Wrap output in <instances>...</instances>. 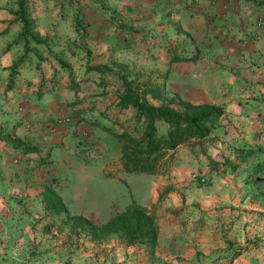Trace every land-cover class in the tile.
<instances>
[{
    "label": "crops",
    "instance_id": "0c3cea01",
    "mask_svg": "<svg viewBox=\"0 0 264 264\" xmlns=\"http://www.w3.org/2000/svg\"><path fill=\"white\" fill-rule=\"evenodd\" d=\"M16 10L0 0V238L44 221L50 186L69 216L94 223L141 206L156 244L126 245L116 234L81 243L54 230L44 232L57 238L47 255L67 251L68 264H195V245L208 248V238L196 242L182 228L184 207L172 200L180 185L123 170L117 136L133 112L117 105L120 77L219 107V122L242 134L264 112V0H30V38L20 20L6 21ZM131 178H147L146 191ZM167 184L175 192L159 198Z\"/></svg>",
    "mask_w": 264,
    "mask_h": 264
},
{
    "label": "rangeland",
    "instance_id": "374dc122",
    "mask_svg": "<svg viewBox=\"0 0 264 264\" xmlns=\"http://www.w3.org/2000/svg\"><path fill=\"white\" fill-rule=\"evenodd\" d=\"M29 1L2 0V4L9 6L15 3L17 6L15 13L6 15L9 23L21 18L18 17V4L22 5L26 25L22 27L21 34L30 38L34 21L26 11ZM10 67L15 70V62ZM159 97L165 102L172 98L184 101L175 94L159 92ZM153 102L156 101L150 100L151 104ZM219 118L209 126L206 137L189 138L175 150L162 149L147 156L145 164L150 165L151 172L144 174L166 176L167 182L180 185L178 195L172 200L176 198V203L184 207L178 208L179 212H184L182 228L196 233V242L204 243L208 238V248L195 245V264H264V176L253 175L254 166L261 158L258 147L264 150V112L257 125L246 130L242 127L241 136L232 131L236 127L232 126L230 131V127L221 124ZM155 128L158 135L167 131L166 124L164 127L155 123ZM143 129L144 122L132 117L127 133L123 134L137 139ZM117 137L116 146L118 144L121 153L124 149L130 153L133 148L119 135ZM145 157L144 154L140 156ZM192 175L196 176L194 180ZM200 178L204 181H198ZM137 179L140 178H131L130 184L136 188L140 186L141 193L145 192L147 178H141L143 182L140 184ZM172 192H175L172 184H167L160 191L159 198ZM43 220L41 223L40 220L18 223L15 228L20 237L0 238V264H68L70 253L67 251L61 255H47L46 242H55L57 238L56 234L44 236V232L48 234L57 230L64 232L67 240L72 237L81 243L88 242L86 233L74 229L63 213L56 215L48 210Z\"/></svg>",
    "mask_w": 264,
    "mask_h": 264
},
{
    "label": "trees",
    "instance_id": "16d2710c",
    "mask_svg": "<svg viewBox=\"0 0 264 264\" xmlns=\"http://www.w3.org/2000/svg\"><path fill=\"white\" fill-rule=\"evenodd\" d=\"M19 20L25 27L22 5L18 4ZM121 91L118 93V107L131 108L133 117L144 122V129L137 139L128 134H121L123 139L133 149L130 153L123 150L121 155L122 167L128 173L151 172L150 165H146L147 156L160 150H173L189 138L201 139L209 134L210 127L222 114V109L210 104H190L178 98L161 100L157 89L148 88L137 79L120 77ZM140 87V88H139ZM149 99L158 101L157 105ZM160 99V100H159ZM176 105V107H174ZM167 125V131L158 135L156 122ZM210 126V127H209ZM13 145L19 146L18 141ZM29 151L31 149L25 148ZM260 160L255 164L254 174L264 176V150L258 147ZM142 154L145 158H140ZM44 202L48 210L55 214L63 213L73 228L80 229L93 239H100L109 234H116L126 245L145 241L149 246L156 244V226L153 217L139 205L130 204L119 213L112 214L107 219L96 224L82 216H69L61 199L50 186L44 187Z\"/></svg>",
    "mask_w": 264,
    "mask_h": 264
},
{
    "label": "built area",
    "instance_id": "2783aa9c",
    "mask_svg": "<svg viewBox=\"0 0 264 264\" xmlns=\"http://www.w3.org/2000/svg\"><path fill=\"white\" fill-rule=\"evenodd\" d=\"M195 178H196V176H195V175H192V176H191V179H192V180H194ZM197 180H198V179H197ZM198 181H200V182H203V181H204V179L200 178Z\"/></svg>",
    "mask_w": 264,
    "mask_h": 264
}]
</instances>
